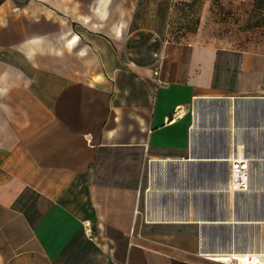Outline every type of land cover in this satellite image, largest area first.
<instances>
[{
  "label": "crops",
  "instance_id": "0c3cea01",
  "mask_svg": "<svg viewBox=\"0 0 264 264\" xmlns=\"http://www.w3.org/2000/svg\"><path fill=\"white\" fill-rule=\"evenodd\" d=\"M176 1L0 0V264L264 254V210L228 191L264 147V28L174 40Z\"/></svg>",
  "mask_w": 264,
  "mask_h": 264
},
{
  "label": "rangeland",
  "instance_id": "374dc122",
  "mask_svg": "<svg viewBox=\"0 0 264 264\" xmlns=\"http://www.w3.org/2000/svg\"><path fill=\"white\" fill-rule=\"evenodd\" d=\"M247 2L252 4L251 10L246 13L248 18L244 16V5ZM236 26L241 31L264 28V0H177L173 3L169 19V32L174 40H178L186 31L230 34ZM208 107L207 119L214 121L219 116L220 106L211 103ZM241 154L250 160V167L255 175L252 184L256 189H264V147H242ZM238 203L242 208H247V212L261 213L264 210V194H239ZM238 235L241 243L252 247L260 245L261 238L257 232L248 237ZM225 237L221 235L219 239L224 242Z\"/></svg>",
  "mask_w": 264,
  "mask_h": 264
},
{
  "label": "built area",
  "instance_id": "2783aa9c",
  "mask_svg": "<svg viewBox=\"0 0 264 264\" xmlns=\"http://www.w3.org/2000/svg\"><path fill=\"white\" fill-rule=\"evenodd\" d=\"M153 77H158V71L153 72ZM229 179H228V191H232L234 194L237 193H248L252 187V171L250 167V161L247 158L243 159H228ZM83 228L86 234L91 233L89 223L84 222ZM236 264H264V258L261 256H248L241 262H233Z\"/></svg>",
  "mask_w": 264,
  "mask_h": 264
},
{
  "label": "bare ground",
  "instance_id": "6f19581e",
  "mask_svg": "<svg viewBox=\"0 0 264 264\" xmlns=\"http://www.w3.org/2000/svg\"><path fill=\"white\" fill-rule=\"evenodd\" d=\"M231 101H232V99H230L229 103ZM230 106H232V104H230ZM241 149H242V146L239 145L237 147L238 156L237 155L234 156V157L232 156L231 158H233V159H235V158H237V159L245 158L241 154ZM257 255L261 256L262 258H264V254H262V253H257L255 255H251L249 252L241 253V252H235V251H230V252L229 251H218L215 254L210 255V257H211L210 259H212L213 262H220V263L222 262V263H225V264H229L231 262H241L242 260H244L248 256H257Z\"/></svg>",
  "mask_w": 264,
  "mask_h": 264
}]
</instances>
